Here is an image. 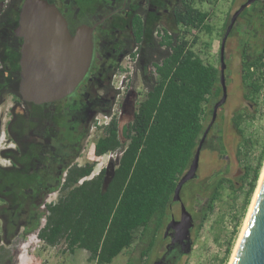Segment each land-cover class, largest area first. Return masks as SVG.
Returning <instances> with one entry per match:
<instances>
[{
    "label": "rangeland",
    "instance_id": "1",
    "mask_svg": "<svg viewBox=\"0 0 264 264\" xmlns=\"http://www.w3.org/2000/svg\"><path fill=\"white\" fill-rule=\"evenodd\" d=\"M53 1L67 19L71 32L82 23L93 24L113 10L109 7L110 4L101 7L97 3L95 8H91L80 2L76 3L78 0ZM140 1L143 0H130L128 9L116 14L98 28L95 65L78 95L45 108L22 100V103L15 102L13 93H18L20 80L21 40L16 38L13 32L0 29V215L6 213L13 221H24L31 212L41 213L45 211V204L57 201L59 192L53 190L57 187L56 182L51 180L39 182L37 175H33L36 166L34 160L39 159L41 164L42 155L39 154L43 152L45 157H48L54 147V151L59 152V158L56 160L61 161L69 153L68 147L55 140L56 131L53 132L55 139L49 143L40 139L36 131L42 126L43 119L51 120L57 126L62 123L66 117L65 113L68 114L70 111L74 113L69 106L76 105L77 108L81 106L85 111L83 116L87 118L86 106L94 100L92 108L96 112L87 124L86 136L79 140V147L68 163L71 166L93 163L96 170L100 165L108 167L109 172L112 169L119 155L113 153L114 158L107 160L106 156L101 159L94 154V144L101 136L104 125L93 131L91 125L96 117L102 123H106L109 122L110 116H114L121 129L132 121L138 102L143 99L150 69H143L141 52L137 56V61L131 62L128 59L130 54H126L123 48L124 38L131 37L132 10ZM246 1L195 0L196 7L210 14L208 24L212 30L206 33L189 29L187 39L192 43V49L206 63L220 66L221 40L232 15ZM145 2L144 7L147 9L145 43L161 28L177 36L186 31V28L177 27L172 20V8L179 0ZM231 31L233 35L227 40L224 52L227 98L211 126L201 151L199 179L196 181L197 184H201V188L190 199V203L185 202L193 219L190 236L192 248L178 264H221L226 257L227 249L231 246L225 263L229 264L264 168L263 160L256 188L246 205L248 183L253 174L251 172L248 179H245V169L247 167L255 169L264 145V77L259 80L262 84L259 94L254 97L250 95L251 99H245L241 44L247 41L253 53L262 52L263 1L252 5L245 18L238 17ZM136 48V45L132 44L131 52H135ZM122 69L125 72H122ZM125 76L130 79L127 88L116 91V87ZM221 97L222 88L215 95L214 101H219ZM109 105L110 116L105 112ZM52 110L53 114L50 113ZM241 110H245L247 114L242 124L243 138L239 137L231 123L232 116ZM219 174L228 178L230 183L224 184L213 210L204 219V208L214 192L213 182ZM178 208L179 203L175 202L174 209ZM43 222L44 219H41V225ZM167 223L158 235L156 247L142 261L143 264H153L168 246L169 240L164 237ZM140 248L141 245L135 242L111 264H126L129 258H138ZM10 254L14 257V264H95L87 251L77 249L70 252L66 250L63 242L56 246L45 245L39 240L36 232L27 234L11 246Z\"/></svg>",
    "mask_w": 264,
    "mask_h": 264
},
{
    "label": "trees",
    "instance_id": "2",
    "mask_svg": "<svg viewBox=\"0 0 264 264\" xmlns=\"http://www.w3.org/2000/svg\"><path fill=\"white\" fill-rule=\"evenodd\" d=\"M259 1L264 4V0ZM259 1L249 5L240 17L245 18L251 6ZM21 4L22 0H0V29L13 32ZM146 15L144 7L134 11L130 18L131 37L124 45L132 61H137L141 52L143 69H150L143 99L138 102L132 121L121 129L117 118L110 116L109 105L105 112L110 120L94 144L97 157L117 153L115 164L110 172L108 167H103L93 177H90L93 163L68 167L53 189L59 192L57 201L45 204V211L31 212L27 218L26 234L36 232L39 240L48 246L63 242L70 252L85 250L95 264H111L135 242L141 245L139 257L129 258L126 264H143L156 247L160 231L171 219L170 205L175 188L189 169L211 121L215 95L221 88V66L206 63L187 39L189 29L211 32L208 12L196 7L195 0H180L172 8V20L186 31L177 36L161 28L145 43ZM131 44L136 45L135 52H131ZM241 67L242 85L246 89L244 98L251 99L262 90L259 80L264 77V41L260 53H253L247 41H243ZM13 97L15 102L22 103L17 92ZM246 116L245 110H241L231 118L240 138L244 137L242 124ZM86 134L87 130L80 138ZM263 160L264 145L255 169H245V179L253 174L248 183L246 205L256 188ZM198 176L197 169L196 176L185 183L180 192L187 211L185 202L190 203L201 188V184L196 183ZM226 183L230 180L220 174L213 182L215 189L204 208V219L213 210ZM41 219H44L42 225ZM175 250L173 253L177 254ZM230 250L231 246L221 264L226 263ZM183 256H173L168 264H178Z\"/></svg>",
    "mask_w": 264,
    "mask_h": 264
},
{
    "label": "water",
    "instance_id": "3",
    "mask_svg": "<svg viewBox=\"0 0 264 264\" xmlns=\"http://www.w3.org/2000/svg\"><path fill=\"white\" fill-rule=\"evenodd\" d=\"M259 0H247L232 15L220 44V85L222 97L212 110L211 121L205 130L188 171L179 180L173 202L170 205L171 219L164 237L171 240L166 252L156 258L153 264H165L178 244L180 254L188 255L192 248L191 229L193 219L180 200L185 183L197 173L200 151L206 135L213 125L218 109L225 103L224 52L227 38L237 18L251 4ZM97 24L80 25L71 34L67 19L58 7L48 0H23L13 34L20 38V80L18 94L22 101L42 105L60 101L73 94L83 82L93 62L94 31ZM179 203L178 210L174 203ZM231 264H264V175L259 186L249 219L242 234Z\"/></svg>",
    "mask_w": 264,
    "mask_h": 264
},
{
    "label": "flooded vegetation",
    "instance_id": "4",
    "mask_svg": "<svg viewBox=\"0 0 264 264\" xmlns=\"http://www.w3.org/2000/svg\"><path fill=\"white\" fill-rule=\"evenodd\" d=\"M48 1L50 3L55 4V2L53 0H48ZM79 2H80V4L82 3L84 5H88L91 8H95L96 7L95 5H97V3H98V6H101V5L107 6V4H110L109 7L113 8V10L111 12L102 16L98 21L94 22L91 25L86 24V23L80 24V25L86 24L88 26H93V25L97 24L95 31H94V45H95V47H94L93 62H92L91 68L89 70V73L87 74V76L85 77V79L83 80V82L81 84L83 86L84 82L90 77L91 72H92V68L95 65V61H96V57H97V53H96L97 35L96 34H97L98 28L101 27L106 21L113 18L116 14L128 9V5L130 4V0H107V2H102L101 0H78L76 3H79ZM145 3H146L145 0L140 1L139 5H137L132 10L131 16L133 15L134 11L137 10L139 7H144L146 5ZM115 6H116V8H114ZM131 16H130V18H131ZM79 26H77V27H79ZM76 28H75V30H76ZM75 30L73 32L70 31L71 34H74ZM102 34H103V31H102ZM16 38H18V37H16ZM18 39H20V38H18ZM127 39H129V38H124L123 48H124V45L126 44L125 41ZM21 43H22V41H21ZM131 45H130V47H131ZM19 53H20V50H19ZM81 87L79 89H77V91H75L73 94H71L70 96H68L62 100L72 99V98L76 97L78 95V92L80 91ZM117 90L118 89H116V91ZM62 100H60V101H62ZM60 101L45 103V104L37 105V106L45 108V107L50 106L54 103H58ZM93 102H94V100H92V103L88 104L89 107H88V105L86 106L85 110H86L87 118H85L83 116L85 111L83 109H81V106H79L77 108L76 105H74L72 107L69 106V108H71V110H74V113H71V111L68 114L65 113L66 117L64 118L62 123H60L58 126L51 120L43 119L42 126L39 128L38 131H36V132H38L40 139L49 143L50 141H53L55 139V137H53V132L56 131L57 136H56L55 140L60 141L63 144H66L68 147L67 151L69 153H67L65 157H63V155H62V157L64 159L59 161V160H56V158H59V156H58L59 152H55L54 147H52L53 152L50 153V156L48 155V157H45V154L43 152H41L39 155H42V160H41L42 162L40 164L39 159L35 158L34 161L36 162L35 163L36 166L34 167V170H33V172H34L33 175H37L39 182H42L43 180H45V181L51 180V181H55L57 186H58L59 179L61 177L65 176V170L71 166L68 162L70 161L74 151L76 152L78 142L81 139L80 134L86 130L87 124L89 123L90 119H92L94 113L96 112V110L92 108V105L94 104ZM50 113L53 114L54 110H52ZM93 122H92V124H93ZM15 149H16V147H15ZM51 160L54 162L50 163ZM28 228H29V224H28V221L26 219L24 221L16 222V221H13L12 218H10V216H8L6 213H2L0 215V264H14L15 260H14L13 255L10 254V247L14 246L17 241H19L20 239H22L24 236L27 235L26 231L28 230ZM165 239H168L169 243H170V240H171L170 234H168L165 237ZM174 249H176L175 251L177 252V254L173 253ZM165 252H166V249L163 252V254ZM178 254H180L179 246H178V244L175 243L173 246V249L171 250V253L169 254L167 262L165 264H168V262L172 259V257L177 256Z\"/></svg>",
    "mask_w": 264,
    "mask_h": 264
},
{
    "label": "built area",
    "instance_id": "5",
    "mask_svg": "<svg viewBox=\"0 0 264 264\" xmlns=\"http://www.w3.org/2000/svg\"><path fill=\"white\" fill-rule=\"evenodd\" d=\"M128 59H129L131 62H134V61H132V59H131L130 56L128 57ZM129 80H130L129 77H128V76H125V77H124V80H121V81H120V85L117 86L116 88H117L118 90H123V89L127 88L128 83H129ZM107 124H108V122H106V123H102V122L98 119V117H97V118L94 120V122H93V124H92V126H91V131H93V130H97L99 127L102 128L103 125L105 126V125H107ZM116 155H117V154H116ZM104 156H106L107 160L110 159V158H114V154H113V153H108V154H106V155H104ZM99 158L103 159V156H102V157H99ZM102 168H103L102 165H100V167H99L97 170H96V168L94 167L93 173L91 174L90 177H93V176L98 175L99 172H100V170H101Z\"/></svg>",
    "mask_w": 264,
    "mask_h": 264
},
{
    "label": "bare ground",
    "instance_id": "6",
    "mask_svg": "<svg viewBox=\"0 0 264 264\" xmlns=\"http://www.w3.org/2000/svg\"><path fill=\"white\" fill-rule=\"evenodd\" d=\"M263 175H264V168H263V171H262V173H261V176H260V179H259V183H258L257 189H256V191H255V195H254V198H253L252 204H251V206H250V209H249V212H248L247 218H246V220H245L244 226H243L242 231H241V234H240V236H239V240H238V242H237V245H236V247H235V250H234V252H233V255H232V257H231V260H230L229 264L232 263L233 257H234V255H235V253H236V251H237V248H238V245H239V243H240V240H241L242 234H243V232H244L245 226H246L247 221H248V219H249V215H250V213H251V210H252L253 204H254V202H255V199H256V196H257V192H258L259 186H260V184H261V181H262Z\"/></svg>",
    "mask_w": 264,
    "mask_h": 264
}]
</instances>
